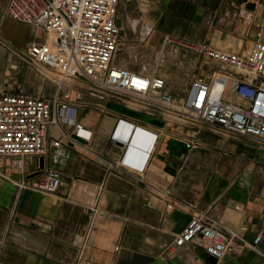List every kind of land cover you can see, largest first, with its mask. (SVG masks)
I'll return each instance as SVG.
<instances>
[{
  "label": "crops",
  "instance_id": "1",
  "mask_svg": "<svg viewBox=\"0 0 264 264\" xmlns=\"http://www.w3.org/2000/svg\"><path fill=\"white\" fill-rule=\"evenodd\" d=\"M151 2L160 15L164 8H173L184 18L188 41L235 52H246L253 41L264 42V0ZM6 4L0 0V89L51 97L55 81L19 55L30 43L44 41L46 33L6 17ZM226 98L239 102L229 89ZM104 105L105 111L82 108L78 114V122L92 132L98 154L107 152L119 117L161 133L141 180L110 171L66 145L52 148L44 157L24 159L19 166L0 160V264H264V149L243 139L149 117L115 102ZM65 128L74 132L73 126ZM51 131L56 132L53 127ZM189 140H194V147L187 148ZM118 152L110 158H118ZM39 166L60 171L64 184L56 193L25 187L36 183ZM148 183L205 212L247 244L261 235L259 250L244 246L240 254L212 262L194 241L166 257V247L186 227L193 211L181 205L168 209L167 196ZM95 206L98 212L88 232L90 209ZM234 244L243 242L235 239Z\"/></svg>",
  "mask_w": 264,
  "mask_h": 264
},
{
  "label": "built area",
  "instance_id": "2",
  "mask_svg": "<svg viewBox=\"0 0 264 264\" xmlns=\"http://www.w3.org/2000/svg\"><path fill=\"white\" fill-rule=\"evenodd\" d=\"M120 2L7 0L6 17L44 29V41L30 43L19 55L39 73L51 77L57 89L51 97L0 89V160L9 159L12 166H19L24 159L44 157L52 148L66 145L110 171L141 180L150 151L156 147L161 133L119 117L107 152L98 154L92 147L93 134L78 122V114L82 108L105 111L104 102H115L167 122L190 125L197 132L206 130L243 139L264 149V42L253 41L247 52L215 48L209 43L181 42L219 69L206 76L194 74L186 98L178 99L168 88L166 77L157 70H133L118 62L122 40ZM227 89L239 102L226 98ZM66 126H73L74 132L70 133ZM52 127L56 132L51 131ZM186 146L194 147V140ZM116 151L118 158H110ZM38 171L36 183L25 187L53 194L63 186L60 171L41 170L40 166ZM148 184L167 196L168 209L181 205L193 211L186 227L166 247V257L177 255L181 247L194 241L216 261L227 254H240L244 246L259 250L261 235L247 244L238 233L213 222L205 212ZM97 212L96 206L90 209L88 232ZM235 239L243 245H235Z\"/></svg>",
  "mask_w": 264,
  "mask_h": 264
},
{
  "label": "rangeland",
  "instance_id": "3",
  "mask_svg": "<svg viewBox=\"0 0 264 264\" xmlns=\"http://www.w3.org/2000/svg\"><path fill=\"white\" fill-rule=\"evenodd\" d=\"M155 5L151 0H121L122 40L117 60L133 70H157L166 77L169 88L177 91L178 99L186 98L194 74L207 75L219 66L182 46L191 37L185 31L184 18L176 16L173 8H164L160 15Z\"/></svg>",
  "mask_w": 264,
  "mask_h": 264
},
{
  "label": "water",
  "instance_id": "4",
  "mask_svg": "<svg viewBox=\"0 0 264 264\" xmlns=\"http://www.w3.org/2000/svg\"><path fill=\"white\" fill-rule=\"evenodd\" d=\"M251 7L253 8V5ZM204 256L207 257L210 261L216 262V259L212 256H209L206 252H205Z\"/></svg>",
  "mask_w": 264,
  "mask_h": 264
},
{
  "label": "bare ground",
  "instance_id": "5",
  "mask_svg": "<svg viewBox=\"0 0 264 264\" xmlns=\"http://www.w3.org/2000/svg\"><path fill=\"white\" fill-rule=\"evenodd\" d=\"M256 2V1H255ZM239 12V11H238ZM237 14V13H236ZM249 16H251V13H248ZM242 18V17H241ZM247 20V19H246ZM244 22V21H243ZM248 23V22H247Z\"/></svg>",
  "mask_w": 264,
  "mask_h": 264
}]
</instances>
